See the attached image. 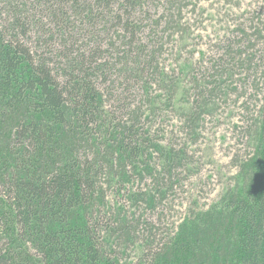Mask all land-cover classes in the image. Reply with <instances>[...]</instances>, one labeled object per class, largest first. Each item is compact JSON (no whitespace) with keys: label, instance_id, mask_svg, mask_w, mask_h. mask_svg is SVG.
Returning a JSON list of instances; mask_svg holds the SVG:
<instances>
[{"label":"trees","instance_id":"16d2710c","mask_svg":"<svg viewBox=\"0 0 264 264\" xmlns=\"http://www.w3.org/2000/svg\"><path fill=\"white\" fill-rule=\"evenodd\" d=\"M164 2L152 20L157 0H0V264H126L132 249V264H264V90L218 200L171 233L148 219L186 165L151 130L152 86L170 108L178 91L158 61L178 23ZM244 52L202 66L180 111L189 135L237 71L264 81V52Z\"/></svg>","mask_w":264,"mask_h":264},{"label":"rangeland","instance_id":"374dc122","mask_svg":"<svg viewBox=\"0 0 264 264\" xmlns=\"http://www.w3.org/2000/svg\"><path fill=\"white\" fill-rule=\"evenodd\" d=\"M167 1L173 10V20L178 23L165 31L158 61L160 72L176 81L178 91L170 108L165 105V93L152 86L150 95L161 96L157 115L151 118V130L161 138L160 144L184 149L186 165L176 172V183L167 200L154 213L147 211L148 219L159 226L161 233L174 232L189 208H208L233 182L236 159L252 152L246 135L250 120L246 109L251 110L262 99L264 90L263 71H237L227 80L228 89L222 85L225 95L222 91L221 96L215 97V105H209L214 109L203 115L196 133L189 135L183 128L180 111L190 106L193 97L190 89L194 80L202 79V66L212 74V66L223 63L226 49L264 52V0ZM149 12L152 20L166 13L164 0H157ZM166 16L161 20L159 31L164 27L162 22H166ZM152 28L148 26L146 31ZM255 64H261V57L255 58ZM136 182L145 187L150 179ZM125 206L127 209L126 203ZM134 256V250H128L122 262L132 264Z\"/></svg>","mask_w":264,"mask_h":264}]
</instances>
